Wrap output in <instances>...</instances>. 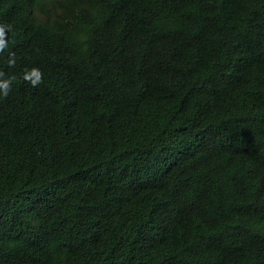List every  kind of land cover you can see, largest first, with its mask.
I'll use <instances>...</instances> for the list:
<instances>
[{
	"label": "trees",
	"instance_id": "1",
	"mask_svg": "<svg viewBox=\"0 0 264 264\" xmlns=\"http://www.w3.org/2000/svg\"><path fill=\"white\" fill-rule=\"evenodd\" d=\"M0 24V264H264V0H0Z\"/></svg>",
	"mask_w": 264,
	"mask_h": 264
},
{
	"label": "clouds",
	"instance_id": "2",
	"mask_svg": "<svg viewBox=\"0 0 264 264\" xmlns=\"http://www.w3.org/2000/svg\"><path fill=\"white\" fill-rule=\"evenodd\" d=\"M11 31V25L0 24V53H3L9 46L7 39L8 32ZM9 66L15 65L14 54L9 57ZM44 74L39 68L26 69L23 75V80L30 84L33 88L39 87L44 82ZM15 77L5 78V74L0 71V97L7 98L12 91V83Z\"/></svg>",
	"mask_w": 264,
	"mask_h": 264
}]
</instances>
